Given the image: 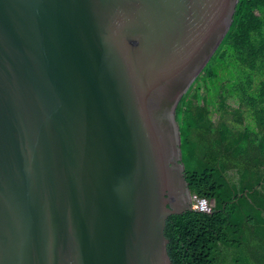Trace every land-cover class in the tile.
Wrapping results in <instances>:
<instances>
[{
	"label": "water",
	"instance_id": "95a60500",
	"mask_svg": "<svg viewBox=\"0 0 264 264\" xmlns=\"http://www.w3.org/2000/svg\"><path fill=\"white\" fill-rule=\"evenodd\" d=\"M240 3L0 0V264H172L176 110Z\"/></svg>",
	"mask_w": 264,
	"mask_h": 264
},
{
	"label": "trees",
	"instance_id": "16d2710c",
	"mask_svg": "<svg viewBox=\"0 0 264 264\" xmlns=\"http://www.w3.org/2000/svg\"><path fill=\"white\" fill-rule=\"evenodd\" d=\"M176 120L191 195L214 210L167 219L172 264H264V0H241Z\"/></svg>",
	"mask_w": 264,
	"mask_h": 264
},
{
	"label": "flooded vegetation",
	"instance_id": "af4514ba",
	"mask_svg": "<svg viewBox=\"0 0 264 264\" xmlns=\"http://www.w3.org/2000/svg\"><path fill=\"white\" fill-rule=\"evenodd\" d=\"M166 106L162 107L158 112V115L161 116L165 112ZM168 202L174 210H185L191 206V198L187 192V189H176L173 193H168Z\"/></svg>",
	"mask_w": 264,
	"mask_h": 264
},
{
	"label": "built area",
	"instance_id": "2783aa9c",
	"mask_svg": "<svg viewBox=\"0 0 264 264\" xmlns=\"http://www.w3.org/2000/svg\"><path fill=\"white\" fill-rule=\"evenodd\" d=\"M192 209L201 213L211 214L213 213L214 204L205 198H200L197 195H191Z\"/></svg>",
	"mask_w": 264,
	"mask_h": 264
},
{
	"label": "rangeland",
	"instance_id": "374dc122",
	"mask_svg": "<svg viewBox=\"0 0 264 264\" xmlns=\"http://www.w3.org/2000/svg\"><path fill=\"white\" fill-rule=\"evenodd\" d=\"M250 264H254L252 261H249Z\"/></svg>",
	"mask_w": 264,
	"mask_h": 264
}]
</instances>
